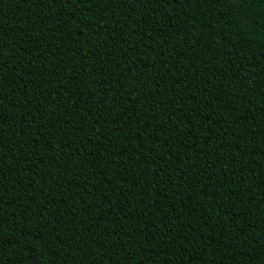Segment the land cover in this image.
Returning a JSON list of instances; mask_svg holds the SVG:
<instances>
[{
  "label": "trees",
  "instance_id": "obj_1",
  "mask_svg": "<svg viewBox=\"0 0 264 264\" xmlns=\"http://www.w3.org/2000/svg\"><path fill=\"white\" fill-rule=\"evenodd\" d=\"M0 264H264V0H0Z\"/></svg>",
  "mask_w": 264,
  "mask_h": 264
}]
</instances>
